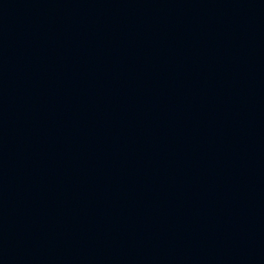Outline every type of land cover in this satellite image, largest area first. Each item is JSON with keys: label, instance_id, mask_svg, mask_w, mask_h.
Returning <instances> with one entry per match:
<instances>
[{"label": "water", "instance_id": "95a60500", "mask_svg": "<svg viewBox=\"0 0 264 264\" xmlns=\"http://www.w3.org/2000/svg\"><path fill=\"white\" fill-rule=\"evenodd\" d=\"M0 264H264V0H0Z\"/></svg>", "mask_w": 264, "mask_h": 264}]
</instances>
